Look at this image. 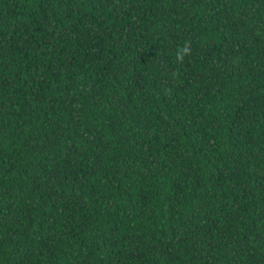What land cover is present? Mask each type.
<instances>
[{
  "label": "trees",
  "instance_id": "16d2710c",
  "mask_svg": "<svg viewBox=\"0 0 264 264\" xmlns=\"http://www.w3.org/2000/svg\"><path fill=\"white\" fill-rule=\"evenodd\" d=\"M0 264H264V0H0Z\"/></svg>",
  "mask_w": 264,
  "mask_h": 264
},
{
  "label": "clouds",
  "instance_id": "9594fccd",
  "mask_svg": "<svg viewBox=\"0 0 264 264\" xmlns=\"http://www.w3.org/2000/svg\"><path fill=\"white\" fill-rule=\"evenodd\" d=\"M188 54H190V50L187 48V47H185L183 50H182V52L181 53H178V59L179 60H183V56L184 55H188Z\"/></svg>",
  "mask_w": 264,
  "mask_h": 264
}]
</instances>
